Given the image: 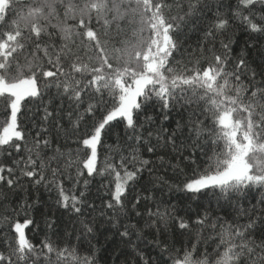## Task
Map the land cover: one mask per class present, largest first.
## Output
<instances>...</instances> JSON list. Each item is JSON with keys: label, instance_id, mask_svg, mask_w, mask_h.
Segmentation results:
<instances>
[{"label": "snow or ice", "instance_id": "obj_1", "mask_svg": "<svg viewBox=\"0 0 264 264\" xmlns=\"http://www.w3.org/2000/svg\"><path fill=\"white\" fill-rule=\"evenodd\" d=\"M0 156V264H264V0H0Z\"/></svg>", "mask_w": 264, "mask_h": 264}, {"label": "trees", "instance_id": "obj_2", "mask_svg": "<svg viewBox=\"0 0 264 264\" xmlns=\"http://www.w3.org/2000/svg\"><path fill=\"white\" fill-rule=\"evenodd\" d=\"M193 40H194V37H193ZM0 158H2V156H0Z\"/></svg>", "mask_w": 264, "mask_h": 264}]
</instances>
